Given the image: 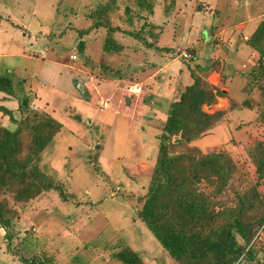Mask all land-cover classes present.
Listing matches in <instances>:
<instances>
[{
  "label": "rangeland",
  "instance_id": "374dc122",
  "mask_svg": "<svg viewBox=\"0 0 264 264\" xmlns=\"http://www.w3.org/2000/svg\"><path fill=\"white\" fill-rule=\"evenodd\" d=\"M109 1L0 0V51L11 53V56L0 59V76L11 79L15 96L33 89L42 95L38 99L39 104L45 106L44 101L50 104L53 101L51 107L63 126L45 151L39 168L47 181L62 182L64 194L61 197L52 190L40 199L15 205L7 196L18 215L13 219L10 249L0 229V264H23L20 261L22 257L42 252L52 256L54 264H119L112 254L124 245L131 247L143 264H177L136 216L139 208L137 197L145 192V178L157 152L160 130L153 123L159 124L165 119L169 96L176 98L192 82L187 61L182 62L179 57L175 59L174 67L169 63L173 61L174 51L185 53L191 45L209 40V29L223 30L224 38L234 31L240 36L237 23L246 19L249 23L247 29L255 25L264 14V0H155L151 17L142 16L138 20L134 17L132 27L125 22V9L129 6L128 14H135L133 0H116V9L109 14L111 26H119L123 30L132 28L135 32L143 23L144 30H149L151 24L162 28L163 38L156 44L160 49H143V54H134L137 56H127L129 48L123 54L109 56L102 49L106 29L91 28L92 20L87 16L98 5ZM202 2H205L203 9L196 11V6ZM168 5L171 9L165 12ZM87 28L91 30L84 34ZM157 31L154 30L155 33ZM118 34L112 35L117 43L131 45L134 42ZM216 34L219 37L220 34ZM81 41L86 48L85 54L78 50ZM165 47L170 51L173 49L172 54L162 51ZM203 50L212 57H217L219 52L227 57L223 49L216 51L212 44H203ZM41 51L46 53L45 59L38 56ZM72 55L77 59H72ZM128 60L133 65L137 63L144 65V69L149 68L144 70L147 76L153 70L162 69L154 83L160 85L156 88H163L154 89L155 84L150 87L147 84L152 92V103L147 100L145 106L148 112L150 108L155 112L146 115L149 120L143 125L144 129L139 125L142 122H138V130H128L122 122L123 117L109 113L111 108L121 111L130 86L135 85L130 75L119 80L113 74L114 68L119 64L125 66ZM203 60L204 57H196L193 63L201 65ZM246 61V67L240 66L241 74H230L240 62L235 64L237 67L226 68L234 79L235 92L231 97L236 103L244 99L246 76L243 73L251 69L254 56ZM64 62L67 66L63 67ZM166 63L168 66L164 67ZM69 64L80 68L86 78L79 77L77 70ZM91 78L106 81L111 94L115 83H122L125 88L121 86L116 94L107 97L96 87L89 92L83 86L79 93L85 101L92 100L98 111V116L91 117L92 124L88 125L90 118L87 110L79 105L76 81H91ZM221 78L218 74L209 75L202 82L215 92L226 86L222 80L219 82ZM144 80L140 78V81ZM40 81L44 84L40 85ZM66 92L71 100L68 106ZM220 96L217 95L214 103L204 105L202 109L208 113L223 111L225 115L214 128L191 141L189 147L179 148L178 153L192 149L199 156L213 152L224 154V173L231 187L214 197V201L234 206L235 194L244 192L255 181V166L250 152L257 141H264V127L256 128L249 122L254 115L253 109L232 110L229 100ZM135 101L141 103L140 99ZM30 107L38 111L36 106ZM134 107L132 109L136 112ZM104 112L107 114L102 115ZM133 141L137 146L147 144V164H135ZM258 189L264 193L263 184ZM235 235L240 242L239 235ZM261 245H264V231L259 232L255 240L256 249Z\"/></svg>",
  "mask_w": 264,
  "mask_h": 264
},
{
  "label": "trees",
  "instance_id": "16d2710c",
  "mask_svg": "<svg viewBox=\"0 0 264 264\" xmlns=\"http://www.w3.org/2000/svg\"><path fill=\"white\" fill-rule=\"evenodd\" d=\"M115 2L110 0L98 5L87 16L92 20L91 28H105L107 31L103 51L109 56L119 55L129 48L127 56H135L143 49L154 47L159 50L156 44L163 38L161 27L151 24L149 30H144L143 23L135 32L132 28L123 30L110 25L109 14L116 9ZM133 4L136 10L134 15L128 14L129 6L125 9V22L130 27L134 17L136 20L142 16L151 17L155 0H133ZM170 6H166L164 11L168 12ZM202 9L203 5L196 6V11ZM91 28H87L84 34L89 33ZM155 29H158L156 33ZM210 30L211 36L203 44H212L217 51L222 40L216 30ZM114 33L131 38L134 42L131 45L119 44L112 36ZM203 44L186 48L185 54L188 56L178 51L172 54L173 49L162 48V51L171 52L172 59L180 57V61L188 62L192 82L176 98L169 96L165 119L154 124L160 130L157 152L150 173L145 178V192L137 197L139 208L136 216L177 264H243L244 261L246 264H264V245L255 248L258 233L264 231V193L258 189L259 185H264V141H257L250 152L255 166V181L244 192L235 194L234 206L214 201V197L231 187L224 173V154L213 152L199 156L192 149L178 153L179 148L189 147L191 141L214 128L225 115L223 111L208 113L202 109L204 105L214 103L215 97L223 93L220 89L213 92L202 79L206 80L210 74L219 72L220 78L222 75L219 82L228 83V76L223 73L226 61L219 54L212 57L204 53ZM245 44L254 54V61L251 69L243 73L246 76L244 99L236 103L229 96V107H233L232 110L253 109L254 115L249 122L256 128L264 127V17ZM78 50L82 54L86 52L82 41L78 43ZM206 54L207 65L193 63L196 57L205 58ZM129 62L125 66L119 64L113 74L119 80L130 75L134 83L139 82L145 69ZM0 91L15 95L10 78L0 76ZM32 97L25 95L18 99L21 118L13 120L14 130L0 123V229L8 249L13 240V219L18 215L8 195L14 205L40 199L52 190H56L61 197L64 195L62 182L47 181L39 168L45 151L63 125L44 110H32ZM0 110L11 117L7 110ZM235 233L239 235L240 242ZM257 253H261V256ZM112 255L119 264H143L139 255L128 245L120 247ZM20 261L23 264H54L52 256L43 252L22 257Z\"/></svg>",
  "mask_w": 264,
  "mask_h": 264
},
{
  "label": "crops",
  "instance_id": "0c3cea01",
  "mask_svg": "<svg viewBox=\"0 0 264 264\" xmlns=\"http://www.w3.org/2000/svg\"><path fill=\"white\" fill-rule=\"evenodd\" d=\"M203 3L205 2H202V5ZM207 3V2H206ZM204 6V5H203ZM200 12V11H199ZM264 17V14L262 15V17L259 19V21ZM245 21L243 23H237L236 25V29L239 30L240 32V36H237L239 33H237L236 31L234 32H231V33H228L227 36L224 38V36L222 37V33H225L222 29V31L220 30H216V32H218L220 35V39L222 40V43L220 44V49H223L225 54L227 53V57L226 56H223L222 54H220L219 52V56L221 57V59L225 60L226 61V65L224 67V74L227 76V75H230V74H233L234 72H238L239 74L242 73V70H240V66L243 64V66H247L246 65V60L249 59H253V56L254 54L252 53L251 49L245 44V40L250 36V34L254 31V29L256 28L257 24L259 23V21H257V23H255V25L253 24L252 26L248 28V20L244 19ZM204 31H207L204 30ZM209 31L211 32V30L209 29ZM220 31V32H219ZM210 32L208 33L210 35ZM211 36V35H210ZM202 44L201 42H198V44ZM219 49V50H220ZM11 53H7L5 51H0V59L3 58V57H8V56H11L10 55ZM138 54H143V52L141 51L140 53ZM12 55H16V54H12ZM39 57L45 59L47 56H46V53L44 51H41L38 55ZM137 56V55H135ZM141 57V56H140ZM223 57V58H222ZM200 58V57H199ZM206 58V57H205ZM202 61V64L203 66L207 65V58ZM77 59V58H76ZM57 60V58H56ZM173 62V63H172ZM240 62V65L237 69H232L231 73L228 74V70L226 68H234L233 66H236L235 64ZM72 64H75L74 62H71ZM174 63H175V59H173V61H170V65L173 64V67H174ZM72 64H69L72 66V68H75L77 70V72L79 73L78 76H84V72L80 69V68H77V67H74ZM64 66H67V62H64L63 64V67ZM142 68L144 69L145 66L144 65H141ZM168 66V63H166V65L164 67H167ZM229 66V67H227ZM237 67V66H236ZM149 69V68H148ZM148 69H145V70H148ZM158 70V69H157ZM162 69H159L158 71L160 72ZM231 70V69H230ZM158 71H155L153 70V72L151 74H149L147 76L146 73L144 74H141L142 78L145 79L144 81H139V82H136L134 84L136 85H139V86H142L141 87V92L140 93H137V94H133L131 93L130 91L129 94H127V98L125 99V101L123 102V106L120 108L121 111L119 112H116L113 108H111L112 110H109V113H111L112 115H115V117L117 116H121L123 117V120L122 122L125 123V126L128 130L130 129H134V130H138L139 127H138V122H142L141 124H139L141 126L142 129L143 128V125L144 124H148V117L146 115H148V113H153L155 112L154 109L150 108L151 111L148 112V107L145 106V103L146 101H150L152 103V92L149 91V87L150 86H153L155 83V79H157V74H158ZM220 75L219 72H214L210 75ZM86 78V76H84ZM84 78V79H85ZM104 80H100L99 79H96L95 81L92 80L91 78V81L89 80H83V82H81L80 80L76 81L78 82V94L79 96L77 97V99H79V105L81 108L87 110V114H88V117L90 118L89 120V123L88 125L92 124V121L93 119L91 117L93 116H98L97 113L98 111L95 109L96 108V105L95 104H92L93 101L91 100L90 102H87L83 99V96H81V94L79 93L81 89H83V86L87 89V91L91 92V90L93 89V87H96L97 89H99L100 91H103L105 92L106 96L108 97V95L112 96L114 94L117 93L118 90L121 89V86L125 88V85H123L122 83L121 84H118V83H115L114 84V93L111 94V89L109 87H107V83L106 81L103 82ZM234 79H233V76L230 75V77H228V83L225 84V88H221L220 90L223 92L222 93V96H220L219 98H226L227 100H229V96L231 97L235 90H234ZM100 82V83H99ZM147 82V83H146ZM42 84V81H40V85ZM44 84V83H43ZM42 84V85H43ZM149 84V87L148 85ZM156 85V84H155ZM55 87L57 85H54ZM160 85H156L154 87V89H162L163 87H160V88H156ZM45 88H47L46 86H43ZM82 87V88H80ZM53 89V88H52ZM154 89H151V90H154ZM61 93V90H57ZM155 91V90H154ZM25 92V90H24ZM131 93V94H130ZM66 95V101H67V106L68 104L71 102L70 100V94H68L67 92L64 93ZM25 95H31L33 96L32 97V100L30 102V105H34L36 106V110L38 111H46L48 113H50L54 118H56L58 121H60L56 115H55V111L52 109L51 107V104L49 103V101H44L45 103V106L43 104H39V98H41L40 94H39V91H34L33 89L29 90V91H26L23 95H20L19 93L15 96L13 95H9L3 91H0V108H3L4 110H7L8 112L11 113V117L13 119H11V117L5 113V111H1L0 110V123L2 124V126L6 127L7 129L9 130H14L15 129V124L13 122V120H19L21 118V114L19 112V109H18V106H19V98H21L22 96H25ZM73 96V95H71ZM105 96V97H106ZM82 98V99H81ZM107 99V98H106ZM135 99H140L141 100V103L138 104V102L135 101ZM153 104H154V100H153ZM107 106L110 105V104H106ZM133 105H135L136 107H134L136 109V112L133 111ZM207 107V106H206ZM31 108V107H30ZM153 110V111H152ZM108 111V110H107ZM107 114L106 112H104L102 115H105ZM103 117V116H102ZM95 119V117H94ZM150 123V121H149ZM155 124V122L153 123V125ZM145 126V125H144ZM142 139V138H141ZM140 140V139H139ZM133 147H132V150L133 153H134V157L137 158L136 159V162L135 164H139V163H142L141 165L143 164H147L149 161L146 159L148 154H149V149H147V144L146 143H141L139 146H137L136 144V141H133Z\"/></svg>",
  "mask_w": 264,
  "mask_h": 264
},
{
  "label": "built area",
  "instance_id": "2783aa9c",
  "mask_svg": "<svg viewBox=\"0 0 264 264\" xmlns=\"http://www.w3.org/2000/svg\"><path fill=\"white\" fill-rule=\"evenodd\" d=\"M183 56H188L186 55L185 53H183ZM72 59H76V56L75 55H72L71 56ZM129 90V89H128ZM131 93L133 94H137V93H140L141 92V86L139 85H132L130 86V90H129Z\"/></svg>",
  "mask_w": 264,
  "mask_h": 264
}]
</instances>
